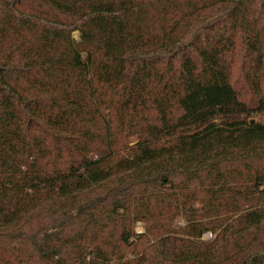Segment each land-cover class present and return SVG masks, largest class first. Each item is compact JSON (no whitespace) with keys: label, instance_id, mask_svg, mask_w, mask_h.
Here are the masks:
<instances>
[{"label":"trees","instance_id":"1","mask_svg":"<svg viewBox=\"0 0 264 264\" xmlns=\"http://www.w3.org/2000/svg\"><path fill=\"white\" fill-rule=\"evenodd\" d=\"M216 83L264 124V0H0V264H264V145L168 114Z\"/></svg>","mask_w":264,"mask_h":264},{"label":"rangeland","instance_id":"2","mask_svg":"<svg viewBox=\"0 0 264 264\" xmlns=\"http://www.w3.org/2000/svg\"><path fill=\"white\" fill-rule=\"evenodd\" d=\"M77 37V35H75ZM198 87L188 90L186 98L179 100V104L168 110L169 117H187L190 116L198 120H211L209 125L205 128L207 134L219 133L226 140L237 139L239 136L247 137L252 144L264 145V124L251 126L244 115L235 118L230 109L231 104L237 102L232 91L229 89L227 83L222 86L219 83L208 84L204 89L201 84ZM260 113L264 115V100L260 104ZM215 119V120H214ZM200 134L201 133H197ZM184 137L177 139L172 146L176 149H190L194 146L200 145V141L195 137ZM179 227L184 226L181 221L177 224ZM138 233H144L145 230L139 227L136 230ZM213 236L206 234L204 240H211Z\"/></svg>","mask_w":264,"mask_h":264}]
</instances>
